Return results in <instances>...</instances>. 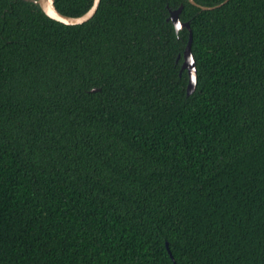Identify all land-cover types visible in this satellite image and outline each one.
<instances>
[{
	"label": "trees",
	"instance_id": "trees-1",
	"mask_svg": "<svg viewBox=\"0 0 264 264\" xmlns=\"http://www.w3.org/2000/svg\"><path fill=\"white\" fill-rule=\"evenodd\" d=\"M0 264H264V0H0Z\"/></svg>",
	"mask_w": 264,
	"mask_h": 264
},
{
	"label": "water",
	"instance_id": "water-1",
	"mask_svg": "<svg viewBox=\"0 0 264 264\" xmlns=\"http://www.w3.org/2000/svg\"><path fill=\"white\" fill-rule=\"evenodd\" d=\"M29 1H33L37 4H39L40 7L42 8V10L51 18H54L56 20H59L61 22L67 23V24H77V23H82L84 21H87L88 19L93 17V15L96 13V11L99 7L101 0H93L90 7L86 11H84L83 13L78 14V15H71V14H67V13L62 12L56 6L55 0H29ZM189 1L195 5H198L202 9H210V8H214L216 6H220L228 0H223L217 4H214V5L202 4V3H199L197 0H189ZM183 7H184V3H182V2L175 8L169 7V15H168L167 19L172 21V23L175 27V30L177 32L184 27L188 28V30H189L187 43L183 49V52L178 53L177 60H179L180 57L182 56L183 59H182V63L180 66V73L184 69H186L188 72V83H187L186 90H187V94H190L196 88L198 73H197L195 57H194V54L192 51L193 29L191 27L190 21L189 20H183L180 16V14L183 10ZM97 89H100V88L99 87H93L92 88V90H97ZM168 249L171 253L169 246H168ZM171 255H172V253H171Z\"/></svg>",
	"mask_w": 264,
	"mask_h": 264
}]
</instances>
